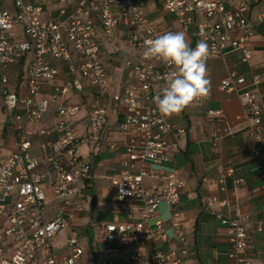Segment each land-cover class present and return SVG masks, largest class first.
Instances as JSON below:
<instances>
[{
  "label": "built area",
  "instance_id": "2783aa9c",
  "mask_svg": "<svg viewBox=\"0 0 264 264\" xmlns=\"http://www.w3.org/2000/svg\"><path fill=\"white\" fill-rule=\"evenodd\" d=\"M257 1L159 0L161 9L175 17L179 31L190 33V47L204 41L208 58L240 51L242 61L251 56L246 41L254 25L264 19V9L252 17L251 6ZM144 8V0H0V137L17 134L13 151L5 154L0 149V264H191L177 209L184 181L174 168L162 166L186 129L172 125L154 103L173 69L143 56L144 41L160 35ZM120 33L132 54L114 67L121 87L108 97L110 110L118 117L116 132L125 137L122 168L111 178L121 215L103 223L97 237L89 239L73 220L91 201L87 191L92 187L93 162L76 149L85 137L92 147L98 146L105 134L108 110L96 102L110 87V68L101 47ZM51 59L64 63L66 81L59 82V68ZM21 60L25 61L17 87L11 88L8 66ZM260 80L257 73L245 77L231 72L218 88L242 99L250 153L264 189V100L256 89ZM85 86L99 89L91 93L87 105L68 101L71 93H81ZM53 106L55 123L41 133H58V153L32 156L22 121L37 123ZM84 106L89 108L85 136L70 122ZM205 119L208 124L221 121V109L206 108ZM227 133L229 126L215 127L210 132L212 144ZM108 147L115 150L117 143ZM232 171L226 167L218 181ZM241 181L235 179L236 184ZM44 184L53 191L51 198ZM161 200L168 204V224L157 215ZM208 201L226 204L215 196ZM215 216L229 230L228 256L238 264H250L247 215ZM257 229L262 230L261 225ZM60 232L65 233L64 242L53 243Z\"/></svg>",
  "mask_w": 264,
  "mask_h": 264
},
{
  "label": "crops",
  "instance_id": "0c3cea01",
  "mask_svg": "<svg viewBox=\"0 0 264 264\" xmlns=\"http://www.w3.org/2000/svg\"><path fill=\"white\" fill-rule=\"evenodd\" d=\"M145 12L155 22L160 35L167 32H178L179 24L172 14L161 9L159 0H144ZM230 8V3H225ZM264 9V0H258L251 6L252 17ZM118 35L114 40H119ZM190 33L186 38L190 42ZM110 41L102 44L101 54L109 65L110 87L106 93L99 94L96 104L108 110L105 134L99 141V145L92 147L85 137V141L77 147V153L83 158L93 162L91 174L92 192L87 191L93 199V203L85 205L81 213H77L73 225L88 236L89 239L96 237L100 226L120 216L117 211L115 200L116 190L111 182L122 168L125 158L121 144L124 136L116 132L118 117L110 110L109 92L117 91L121 87L119 75L114 67L123 59L117 51L108 48ZM112 45V44H111ZM246 47L251 56L247 61L241 60V52L229 53L224 58L211 57L206 61L208 79H210V93L208 99L200 104H191L179 115H173L168 121L175 126H183L186 133L178 140L177 147L167 152L169 159L162 163L163 167L174 168L178 176L184 181L177 209L178 219L186 231L187 241L191 250L189 262L191 264H238L234 258L228 256L229 230L216 218L215 213L223 216H234L236 212L247 215L244 222L249 241L247 256L250 264H264V189L261 185L259 172L256 169V158L250 151L252 142L247 135L248 120L244 111L242 99L238 93L222 91L218 88L219 82L228 77L231 72L237 75L249 77L257 73L261 80L256 89L264 100V19L254 25L253 31L246 41ZM128 53L127 58L130 57ZM25 60L11 63L8 66L9 86L17 87L18 75ZM51 63L59 68V82L66 81L69 76L66 73L62 61L51 59ZM49 89H45V92ZM99 92L95 87L85 86L81 93H71L68 101L88 104L91 93ZM206 108L221 109L222 120L207 123L205 119ZM89 108L84 106L76 117L70 120L79 134H86V118ZM56 120L55 106L46 112L41 120L32 125L22 121L23 127L28 131L26 135L30 141L29 153L38 158H44L58 153L56 131L41 133L43 129L51 127ZM222 124L229 126L227 133L212 144L210 132ZM264 127V111L262 113ZM15 132L4 134L0 137V149L5 154L16 148ZM117 143L115 150L108 147L109 143ZM264 153V141L262 143ZM263 167H264V163ZM226 167L233 169L231 175H226L223 182L218 178ZM242 178L239 184L235 179ZM48 196L50 188L43 185ZM104 195V193H106ZM215 196L217 200H225L226 204L210 202L208 198ZM97 206L100 210H96ZM157 215L168 224V204L161 200L157 207ZM261 225L262 230L257 226ZM167 232L171 231L167 228ZM94 231V232H93ZM61 233V232H60ZM65 233L56 236L54 243L62 244ZM54 238V239H55ZM85 238H87L85 236Z\"/></svg>",
  "mask_w": 264,
  "mask_h": 264
},
{
  "label": "clouds",
  "instance_id": "9594fccd",
  "mask_svg": "<svg viewBox=\"0 0 264 264\" xmlns=\"http://www.w3.org/2000/svg\"><path fill=\"white\" fill-rule=\"evenodd\" d=\"M144 45L145 59L163 61L173 69L165 76L162 96L154 98L162 116L179 115L194 101L209 95L211 82L206 67L209 55L206 42L200 41L192 48L185 33L178 31L147 39ZM2 175L6 176L7 173Z\"/></svg>",
  "mask_w": 264,
  "mask_h": 264
},
{
  "label": "rangeland",
  "instance_id": "374dc122",
  "mask_svg": "<svg viewBox=\"0 0 264 264\" xmlns=\"http://www.w3.org/2000/svg\"><path fill=\"white\" fill-rule=\"evenodd\" d=\"M111 43H108V44H110V45H108L107 47L108 48H112V50H114V51H117V53L120 55V56H122L123 58H127V55H128V53L129 52H131V49H132V46L130 45V43L126 40V39H124L122 36H120V38H119V40L118 39H116L115 41H110ZM112 44V45H111ZM51 195L53 194V191L52 190H50V192H49ZM105 194H107V192L106 193H104V195ZM96 210H100V207L99 206H97V208H96ZM94 232V231H93ZM62 233V232H61ZM61 233H59V234H61ZM58 234V235H59ZM96 234V237H97V233H96V231H95V233H94V235ZM58 235H56V236H58ZM59 237V236H58ZM55 238V237H54ZM52 239V242L54 243V241H56V238L55 239Z\"/></svg>",
  "mask_w": 264,
  "mask_h": 264
},
{
  "label": "trees",
  "instance_id": "16d2710c",
  "mask_svg": "<svg viewBox=\"0 0 264 264\" xmlns=\"http://www.w3.org/2000/svg\"><path fill=\"white\" fill-rule=\"evenodd\" d=\"M91 188H92V187H91ZM89 192H92V189H90V190H89ZM91 202L93 203V199H92V201H91Z\"/></svg>",
  "mask_w": 264,
  "mask_h": 264
}]
</instances>
